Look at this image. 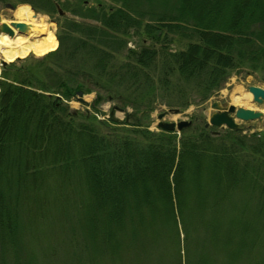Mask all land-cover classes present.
Segmentation results:
<instances>
[{
	"label": "trees",
	"instance_id": "trees-1",
	"mask_svg": "<svg viewBox=\"0 0 264 264\" xmlns=\"http://www.w3.org/2000/svg\"><path fill=\"white\" fill-rule=\"evenodd\" d=\"M20 1L100 25L67 21L56 51L2 70L0 264H48L49 245L65 234L81 247L71 264H81V249L84 264H118L128 250L129 264H264V135L205 126L105 133L55 96H70L62 71L75 69L138 108L160 95L169 107L206 101L234 70L264 73V0H154L145 13L160 15L144 25L140 0H114L109 12L86 0ZM132 28L164 45L128 49L116 65L109 49ZM171 34L186 48L169 51Z\"/></svg>",
	"mask_w": 264,
	"mask_h": 264
},
{
	"label": "rangeland",
	"instance_id": "rangeland-1",
	"mask_svg": "<svg viewBox=\"0 0 264 264\" xmlns=\"http://www.w3.org/2000/svg\"><path fill=\"white\" fill-rule=\"evenodd\" d=\"M67 1L72 0H62L60 2L66 3ZM153 3L154 0H152L151 3L149 2V0H140L138 1L135 7L139 13L142 12L143 14H145L143 25L147 22L154 23L153 21H155V19L158 18V15H160L159 11L145 13L146 11L152 9L151 6L158 5L156 4V2L154 4ZM23 5L29 6L34 12V14L37 15L38 20L43 19L46 23L51 25L50 28L54 31L56 39L58 41V47L54 51L59 48L61 44L60 40L66 35V33L68 34L69 32L66 29L67 21L75 20L77 22H85L89 24L97 23L98 25H100L99 22L90 19H83L73 14L69 10H63L62 6H59V8L63 12V14L60 15L58 9L56 12H51L49 10H34L32 5L28 3H23L20 0H0V17L5 22H26V19L19 18L15 13L18 6ZM85 5L87 7L104 9L105 11L109 12L115 7H119L120 3L114 0H86ZM158 9L162 10L160 7ZM152 13L157 14V16L151 17ZM142 32L143 28H140L138 30L132 28L130 29L128 34L122 35V38L119 35H116V39H114L115 43L118 46H121L124 43V45L121 46L120 50L117 49V45L115 50H113V47L109 49V51L114 53L113 62H115L116 65H119L125 60L128 55V49L139 50L141 49V47L149 46L159 50L162 45H164L162 43H156L153 40H150ZM171 35H173V37L171 38L172 41L170 43L165 44V46H168L169 51H179L186 48V45L188 43L186 41V38H183L177 34ZM63 49L64 46L62 45L59 51H63ZM31 57L42 58L44 56L39 57L34 54H31L25 58ZM48 62L57 63L54 57H49ZM32 64L36 65V62L33 61ZM157 65L160 66V62H157ZM50 66L54 67L53 65ZM64 66L69 67L70 65L64 63ZM2 70L3 67L1 65L0 60V78ZM71 71L75 72L76 70L72 69ZM62 72L65 73L64 78L67 82L66 92H71V94L67 99H65V97L60 94H55V96H60L62 98V101L66 105L68 112H77L80 121H82L84 118L89 117L94 120L95 125L100 127L101 130L105 133L111 132V129L124 130L120 128H147L151 132L159 133L160 131H162L159 127V124H161V122L177 123L179 121H192V128L198 127V129L200 130L205 126V124L209 120V117L214 112L211 109V104L215 101L219 102L224 106L233 104L236 107L253 109L255 111H260L264 114V104H258L254 102L252 97V99L246 104L233 103L234 97H238L242 93H248V86L256 85L264 88V73H261L259 71L253 72L249 67L234 70L231 75H229L227 80L223 83L222 87L208 100L202 101L200 97H196L194 99V102H191L190 104L183 107H169L168 105H166V101L162 100L160 95L155 100H151L150 102H148L147 99L145 101V104L138 108L139 105L137 103H133L132 101H130V99L125 96H119L117 92L112 89L108 91L104 86L106 84L100 83L98 79L93 80L90 76L91 74L88 71L79 74H75L73 72H66L64 70ZM79 85H81L82 88L77 89V86ZM74 91L75 94H73ZM76 91H85V94L81 97L82 101L80 100V97L76 94ZM98 95L101 96V98L94 106V101L98 97ZM166 99L172 102L177 101L175 95L173 94H171V96L168 95ZM170 110H172L171 113H169ZM163 113H167L166 116L162 119H159L158 116ZM99 122L101 125L99 124ZM238 123L240 124V132L242 134L264 135V117L262 120H256L251 122L239 121ZM211 128L216 130V132H222L226 130V128ZM145 189L147 190V188ZM161 190L162 188L160 187L159 195H162ZM72 245L73 242H71V240L69 239L68 234H65L64 237L61 238V246H53L52 244L49 245L52 248L50 255L53 256L54 260H52L50 256H47L46 261L48 262V264H71L72 260L75 258V251L81 248L80 246L79 248L76 247V245L79 244H75V246L71 248ZM81 250L82 256L80 258V263L84 264L85 251L83 249ZM258 254L259 260L264 259V249L261 248V245H259ZM105 255L106 254H100L99 257H101L102 261L104 260ZM125 257L126 258L124 259V261H119L118 264H129V250L128 254Z\"/></svg>",
	"mask_w": 264,
	"mask_h": 264
},
{
	"label": "water",
	"instance_id": "water-1",
	"mask_svg": "<svg viewBox=\"0 0 264 264\" xmlns=\"http://www.w3.org/2000/svg\"><path fill=\"white\" fill-rule=\"evenodd\" d=\"M60 14L62 15L63 12L57 6ZM30 26L25 22L19 21H11L5 22L0 17V36L7 35L10 38H16L18 36H27ZM34 39V38H31ZM23 58H18L17 60H21ZM9 63L2 61V67H6ZM248 92L252 94L253 101L258 104H264V88L260 86H248ZM78 95L81 97L83 95L82 92H78ZM82 101V98H80ZM211 109L214 111L211 116L209 117L208 122L206 123V127L213 126L217 128H228L231 130H239L240 125L238 121L242 122H251L256 120H262L264 114L260 111H255L253 109L243 108V107H236L233 104H229L224 106L219 102L215 101L211 104ZM172 110L169 111L171 113ZM167 113L160 114L158 116L159 119H162L166 116ZM192 125V121H179L175 122H161L159 127L162 130L176 132L180 134L183 129H186Z\"/></svg>",
	"mask_w": 264,
	"mask_h": 264
},
{
	"label": "bare ground",
	"instance_id": "bare-ground-1",
	"mask_svg": "<svg viewBox=\"0 0 264 264\" xmlns=\"http://www.w3.org/2000/svg\"><path fill=\"white\" fill-rule=\"evenodd\" d=\"M15 13L19 18L26 19L27 21L25 23L28 24L30 28L27 36H18L14 39L3 34L0 36L1 62L5 61L7 63H12L18 58H25L31 54L39 57L44 56L58 47L55 33L50 28L51 25L46 23L43 19L38 20L37 15L34 14L29 6H18ZM251 95L250 92L242 93L240 96L233 98V103L246 104L252 99Z\"/></svg>",
	"mask_w": 264,
	"mask_h": 264
}]
</instances>
